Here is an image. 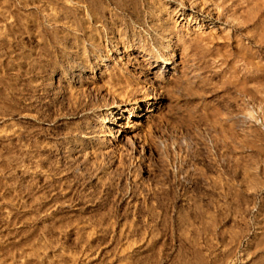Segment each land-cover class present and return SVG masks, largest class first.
I'll return each instance as SVG.
<instances>
[{
    "label": "rangeland",
    "instance_id": "1",
    "mask_svg": "<svg viewBox=\"0 0 264 264\" xmlns=\"http://www.w3.org/2000/svg\"><path fill=\"white\" fill-rule=\"evenodd\" d=\"M0 264H264V0H0Z\"/></svg>",
    "mask_w": 264,
    "mask_h": 264
},
{
    "label": "bare ground",
    "instance_id": "2",
    "mask_svg": "<svg viewBox=\"0 0 264 264\" xmlns=\"http://www.w3.org/2000/svg\"><path fill=\"white\" fill-rule=\"evenodd\" d=\"M213 8H214V7H213ZM214 9H215V8H214ZM219 9H220V8H219ZM196 19H197V17H196ZM201 21H202V22H196V23H197V24H198V23H203L204 20H201ZM218 21H220L222 24L227 25V26H228L229 23H230L229 18H226V19H224V20H218ZM198 25H199V24H198ZM168 41H170V40H168ZM175 48H176V47H174V44H169L168 46H166V49H165V50H167V51L169 52V49H170V51L172 52ZM171 49H172V50H171ZM171 52H170V53H171ZM170 60H171V59H169V61H166L165 63H166L167 65H172V64L175 65V64H177V63H174L173 61H170ZM174 65H173V67H174ZM173 67H172V66H168V67L166 66L167 70L170 69V68H173ZM147 110H148V109H147ZM147 110H146V111H147ZM129 112H130V111H129ZM131 112H132V110H131ZM142 113H143L142 111L139 112L137 116H138V117L143 116ZM103 122H106L107 124L112 123V122H111V119H107V121H106V119H104ZM108 129H109L110 131H112V127H111L110 125H109Z\"/></svg>",
    "mask_w": 264,
    "mask_h": 264
}]
</instances>
